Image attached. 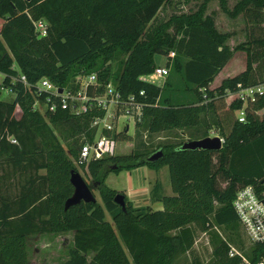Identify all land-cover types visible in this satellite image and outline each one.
<instances>
[{"label":"trees","instance_id":"trees-1","mask_svg":"<svg viewBox=\"0 0 264 264\" xmlns=\"http://www.w3.org/2000/svg\"><path fill=\"white\" fill-rule=\"evenodd\" d=\"M170 1L0 0V90L12 89L15 95L12 101L0 100V264H29L27 239L59 231L73 233L64 264H174L192 250L194 229L240 224L232 207L236 190L258 185L264 177V114L259 115L264 95L245 107V121L236 118L219 150H179L180 142L150 150L138 142L129 154L79 162L100 202H80L64 210L73 192L70 173L78 171V149L84 138L92 139L90 115L34 110L36 102L43 103L32 88L40 79L64 87L77 74L97 73L102 84L112 81L125 96L144 91L137 98L144 118L136 130L144 125L152 133L198 126L217 116L215 103H225L226 94L238 85H264L253 73V65L264 62V0H238L232 8L227 0H203L196 11L147 28ZM211 2L229 19L242 16L244 43L233 49L226 45L231 34L219 33L213 15H206ZM39 21L47 26L46 37H38L34 23ZM170 25L174 35L167 33ZM237 51L246 54L245 70L209 90ZM156 55L166 57L169 69L162 87L145 80L157 67ZM121 57L113 80L111 65ZM19 74L25 75L29 89ZM177 91L189 93L191 100L169 94ZM240 108V102L228 105L229 111ZM159 149L162 156L147 161ZM141 166L168 167L173 194H162L160 182L151 191L161 209L134 206L124 193L122 209L114 201L117 190L105 183L109 173ZM211 241L206 264H241L239 256L229 257L225 239L213 236ZM241 250L255 262L264 244ZM191 264L202 263L196 257Z\"/></svg>","mask_w":264,"mask_h":264},{"label":"rangeland","instance_id":"rangeland-1","mask_svg":"<svg viewBox=\"0 0 264 264\" xmlns=\"http://www.w3.org/2000/svg\"><path fill=\"white\" fill-rule=\"evenodd\" d=\"M203 0L188 1V0H171L168 4L164 5L163 8L158 12L155 20L150 22L147 25V28L152 26L164 24L171 17L169 14L172 11L178 12V6H181L179 12L182 14H188L196 11ZM238 0H227L229 8H232L233 5ZM212 12L221 13L219 5L216 2H211L207 5L206 14ZM214 15V14H213ZM221 15V14H220ZM264 15V14H263ZM174 16V15H172ZM226 17V16H225ZM229 20V18L226 17ZM244 28V27H243ZM240 25H237L234 33L237 36L234 38V46H237L240 42H245L247 40L245 30ZM174 28L172 25L167 29L169 35H174ZM257 36H260V33L256 32ZM241 54H236L230 64L229 68H235L233 71L234 74H237L245 70L246 63V54L245 52ZM123 57L114 61L111 65V76L114 80L116 78V72L119 68V62ZM155 63L157 67L164 66L166 63V57L156 55ZM242 61L244 65L242 64ZM17 68L16 65H14ZM156 67V68H157ZM253 73L256 80L260 81L264 79V62L263 60L255 63L253 65ZM175 77V76H174ZM173 77V78H174ZM146 81L153 84H160L163 86L165 80H159L154 77L152 73L148 76ZM2 81V75L0 74V84ZM177 85L173 87L174 91ZM177 92H169L171 96L178 94ZM182 99V98H181ZM225 103L223 101H217L215 103L217 114L215 118L210 117L206 119L205 123H201L198 126L187 128V129H174L166 130L158 133L149 132L144 128V125L138 130H133L130 126L129 133L125 136L127 138L120 140L115 147L114 155L118 154H129L133 148L136 147L138 142H142L145 148L155 149L160 144H177L183 143L188 140L201 139L197 138L196 135L205 133L207 136L214 137L218 136L223 138L226 134L229 133L233 122L236 120V112L229 111L228 105L230 104V99L225 98ZM0 100L2 101H12V97L8 96L4 90H0ZM36 111L43 113V106L41 104L37 105ZM264 114V111H260L259 115ZM217 121V123H215ZM209 129V130H207ZM207 130V131H206ZM203 138V137H202ZM81 140L83 138L81 137ZM213 161L216 162V155L213 158ZM78 172L84 178V180L90 184L91 178L86 170H82L79 164L75 163ZM44 173V170L39 171ZM156 182L161 184V193L165 195H172L170 187V177L167 166L160 167L156 170L149 169L146 166L138 167L132 171H121L118 174L110 173L105 183L110 188L117 190V193H124L129 200H131L134 206H148L151 209L157 207L156 203L151 199V191L154 188ZM222 186L225 185V182H220ZM128 193V194H127ZM94 194L97 198V201L100 202L99 193L94 189ZM159 207L162 208V204L159 203ZM106 220L110 221V215L106 213ZM73 233L71 231H59L58 233H46L30 236L27 239V252H28V262L29 264H64V262L69 258L68 251L71 246ZM213 236H218L221 239H225L231 247H234L236 250L243 253L242 248H246L249 245L246 233L243 227L238 224L234 227H213L212 229L201 232L194 229V245L190 252L183 253L179 255L174 264H191V262L197 257L202 264H206L211 260V251H212V241Z\"/></svg>","mask_w":264,"mask_h":264},{"label":"built area","instance_id":"built-area-1","mask_svg":"<svg viewBox=\"0 0 264 264\" xmlns=\"http://www.w3.org/2000/svg\"><path fill=\"white\" fill-rule=\"evenodd\" d=\"M38 37H46V24L34 23ZM174 53L170 57L174 58ZM154 77L165 80L169 75L167 67H157L153 71ZM3 78V76H2ZM19 81L24 88L30 85L23 74H19ZM15 83V80L12 81ZM159 87H162L160 84ZM34 94L43 96V103L36 102L33 106H43V113H55L56 111H69L75 115H90V129L92 139L84 138L78 149L77 164L87 163L90 160L99 159L107 155H114L115 147L120 142L123 134H128L130 126L133 130L137 124L143 121V104L137 98L144 96V91L136 94L123 95L117 86L108 81L102 84L97 73H80L75 75L67 85L59 87L47 78L40 79L33 85ZM6 94L14 99L12 89H4ZM264 95V85L242 88L228 92L226 97L240 102L241 108L236 111L239 122L245 121V107L253 104ZM223 143V138H221ZM238 221L243 227L249 244H264V177L260 184L245 185L236 190L232 200ZM229 257L239 256L241 264H264V252L255 262L250 261L240 251L230 246Z\"/></svg>","mask_w":264,"mask_h":264},{"label":"water","instance_id":"water-1","mask_svg":"<svg viewBox=\"0 0 264 264\" xmlns=\"http://www.w3.org/2000/svg\"><path fill=\"white\" fill-rule=\"evenodd\" d=\"M222 147V141L218 136L214 137H203L201 139H193L183 142L178 149L179 150H219ZM162 156V151L156 150L152 153L147 161H156ZM69 182L73 187V192L64 202V210L69 207L79 204L80 202H97V198L94 194V189L84 180L78 171H71ZM114 201L125 209V200L122 193H116Z\"/></svg>","mask_w":264,"mask_h":264},{"label":"crops","instance_id":"crops-1","mask_svg":"<svg viewBox=\"0 0 264 264\" xmlns=\"http://www.w3.org/2000/svg\"><path fill=\"white\" fill-rule=\"evenodd\" d=\"M217 3V2H216ZM178 12L177 11H172L170 12V16L172 15H180L182 14L180 11L181 9V6H178ZM184 14V13H183ZM210 14H214L213 15V18H214V23H215V27L217 29V31L219 33H230L231 34V37L228 39V41L226 42V45L230 48V49H233L234 47V37L237 36L236 33H234L235 29L237 28V25H240L242 28L244 27V23H243V20H242V16L232 20V19H226V15L223 14V12L221 11V13H215V12H212ZM210 14H206V15H210ZM221 14V15H220ZM226 16V17H225ZM228 18V17H227ZM244 29V28H243ZM243 42H240L238 43L237 45L239 44H242ZM243 53V52H242ZM236 54H241V52L237 51V52H233V55L232 57L230 58V60L226 63V65L221 69V71L215 76V78L213 79V81L210 83V85L208 86V89L209 90H214L215 88L219 87L221 82L226 80V79H231L233 77H235L236 75L242 73L243 71L237 73V74H234L233 70L235 68L231 67L229 68L230 64L232 63V60L233 58L235 57ZM242 64L244 65L243 61H242ZM246 64V63H245ZM159 67H166L165 65L164 66H159ZM161 84V83H160ZM160 84H157V86H159ZM156 85V84H155ZM175 96H178L179 98H182V99H186V100H191L192 96H190L189 93L187 92H182V93H178V94H174ZM226 101V99H225ZM264 111V110H263ZM110 174V173H109ZM108 174V175H109ZM106 181V180H105ZM128 194V193H127ZM157 207L155 209H161L159 207V203L160 202H155Z\"/></svg>","mask_w":264,"mask_h":264}]
</instances>
